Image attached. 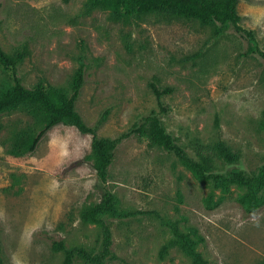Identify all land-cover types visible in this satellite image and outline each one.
<instances>
[{
	"label": "rangeland",
	"instance_id": "374dc122",
	"mask_svg": "<svg viewBox=\"0 0 264 264\" xmlns=\"http://www.w3.org/2000/svg\"><path fill=\"white\" fill-rule=\"evenodd\" d=\"M86 1L0 0V46L8 54L26 48L18 76L27 88L68 89L83 64L77 112L90 127L104 118L101 139L127 134L108 168L118 214L101 217L112 232L103 264H192L174 245L170 223L199 232L197 249L208 264H263L264 203L247 213L238 201L243 189L225 193L198 180L172 153L130 131L154 111L210 170L256 173L264 164V60L230 26L161 14L126 22L106 9L87 10ZM238 13L264 51V0H240ZM11 84L0 64V92ZM151 84L170 90L157 99ZM38 129L23 109L0 113V264H65L57 242L100 252V227L82 217L100 199L97 176L89 162L76 164L93 161L91 137L57 125L32 153L16 156L15 141ZM219 141L239 163L222 161ZM71 264L87 263L75 257Z\"/></svg>",
	"mask_w": 264,
	"mask_h": 264
},
{
	"label": "trees",
	"instance_id": "16d2710c",
	"mask_svg": "<svg viewBox=\"0 0 264 264\" xmlns=\"http://www.w3.org/2000/svg\"><path fill=\"white\" fill-rule=\"evenodd\" d=\"M240 0H87V10L106 9L115 20L130 22L141 16L161 14L176 18L196 19L202 23H214L221 26H230L247 41V50L257 54L264 60V51L259 47L256 34L253 30L241 24L238 13ZM27 55L26 48H21L14 54L6 53L0 46V64L11 72L12 84L0 92V113L23 109L32 114L38 121L39 129L18 138L13 145V153L23 156L32 153L40 140L55 126L69 125L80 134L91 137V153L93 161L85 157L76 164L87 163L97 176L96 188L100 193L98 202L87 207L82 217L96 223L101 230L102 241L100 252L93 254L83 247L65 248L62 242L55 245L65 251V264H71L72 259L78 257L87 264H103L111 254L112 232L110 227L101 218L104 215L116 217L117 198L106 188L109 178L108 168L113 159V152L123 135L115 139H101L97 135V127L104 121L101 118L97 126H88L75 108L76 100L83 86L85 66L80 64L74 72L68 89L45 87L37 83L32 88L25 87L19 76L18 66ZM152 92L159 99L170 89H158L151 84ZM162 111L165 108L159 105ZM261 125L264 128V108L262 111ZM149 140L152 145L172 153L180 162L191 170L196 178L202 182H209L215 188L228 193L232 186L243 189V194L238 201L244 206L247 213H255L264 203L259 197L264 189V164L254 174H247L242 169H232L225 173L214 172L203 161L191 158L185 149L177 143L174 137L163 126L159 115L152 111L136 125L133 131ZM217 155L226 164H237L240 161L239 154L233 152L222 141L215 145ZM174 237L173 243L191 260L192 264H208L203 255L198 251V244L204 238L195 228H189L186 232L178 229L176 223L169 224ZM168 247L161 249V254L167 252ZM264 264V262H263Z\"/></svg>",
	"mask_w": 264,
	"mask_h": 264
}]
</instances>
